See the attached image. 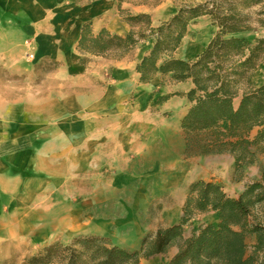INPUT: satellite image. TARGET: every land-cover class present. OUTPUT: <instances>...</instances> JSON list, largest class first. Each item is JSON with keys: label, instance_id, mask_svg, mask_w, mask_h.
<instances>
[{"label": "trees", "instance_id": "trees-1", "mask_svg": "<svg viewBox=\"0 0 264 264\" xmlns=\"http://www.w3.org/2000/svg\"><path fill=\"white\" fill-rule=\"evenodd\" d=\"M116 1L118 15L130 27L129 32L121 36L103 28L93 34L89 23L82 25L76 44L78 63L85 65L90 57L120 60L141 42L152 40L150 51L135 68L139 83L146 84L160 74L170 75L171 82L190 81L193 85L186 94H174L191 103L180 123L184 157L229 154L235 176L254 164L257 156L264 158V83L256 87L251 81L264 62V38L250 43L236 36L249 30L244 11L264 0H204L181 5L157 27L152 26L150 15H132L121 4L155 7L160 0ZM204 16L217 28L214 37L194 59L175 58L188 26ZM49 63L53 70L60 66L54 60ZM169 97H158L152 104L159 105ZM237 97L240 101L234 108ZM222 124L227 125L226 131ZM260 173V180L245 185L237 198H230L213 182L195 181L188 188L178 222L143 238L138 250L110 246L99 237H79L67 244H47L22 264H140L142 259L167 254L172 247L177 251L168 264H264V225L252 216L264 203V168ZM207 212H216L218 223L201 225L184 239L183 230L191 218ZM250 236L255 242L249 246Z\"/></svg>", "mask_w": 264, "mask_h": 264}, {"label": "crops", "instance_id": "crops-1", "mask_svg": "<svg viewBox=\"0 0 264 264\" xmlns=\"http://www.w3.org/2000/svg\"><path fill=\"white\" fill-rule=\"evenodd\" d=\"M164 6V2L155 7L132 5L128 2L121 4V8L130 14L150 15L151 21L158 20ZM116 7V0H0V64L4 60L18 58L23 44H32V51L40 58L60 60L79 55L76 44L82 25L87 23L93 34L104 28L111 34L123 36L129 32L130 27L121 20ZM206 45L207 43L196 50L197 45L192 44V58L200 54ZM151 47L150 40L144 41L125 57L115 61L90 57L106 61L111 69L106 75L97 73L91 87L77 82L79 90L73 93L41 99L23 106L21 114L27 119L23 118L22 122L19 118H16L17 121L13 119L11 123H17L13 124L6 135L1 125L4 119L0 116V179L11 182L19 178L14 176L15 172L31 171L33 177L43 173L48 179L61 176V172L65 173L63 176L75 171L81 172L84 163L89 162V155H93L100 145L101 128H107V138L122 146L124 153H131L133 147L135 152L145 153L148 141L141 136L142 125L145 130L149 122H157L160 136L155 148L162 155L160 164L177 167L174 176L163 183L162 192L169 194L157 200L158 217L169 220L163 228L176 224L181 217L188 188L194 181L188 182L186 178H192L204 170L202 167H194L191 171L180 169L181 162L190 163L201 159L207 164L220 165L225 173V180H198L221 186L230 198L239 197L245 185L259 181L261 173L256 166L261 156H257L256 162L246 167L242 177L234 182L231 180L234 171L231 155L184 157L185 143L180 137V123L187 113L189 101L185 96L174 94H186L193 85L190 81L165 83L162 79L170 78V75L163 77L160 74L146 84L139 83V74L135 68ZM84 76L85 74L80 75L85 78ZM85 87L89 90H85ZM133 91L136 93V100L130 103L128 98ZM167 95L170 97L156 107L159 115H151V100ZM18 101L14 98L9 101L0 99V106L3 102L14 105ZM164 114L167 116L164 117ZM134 124L139 126L138 131L133 127ZM172 139L174 146L170 144ZM2 143L8 146V150H4ZM205 214L211 218L208 224L218 223L216 212ZM185 229L186 227L183 230L184 239L191 236L190 230ZM91 235L103 236L97 232ZM254 242V236L248 237L249 246ZM175 253L174 249L168 253V258L163 260L165 264H168Z\"/></svg>", "mask_w": 264, "mask_h": 264}, {"label": "rangeland", "instance_id": "rangeland-1", "mask_svg": "<svg viewBox=\"0 0 264 264\" xmlns=\"http://www.w3.org/2000/svg\"><path fill=\"white\" fill-rule=\"evenodd\" d=\"M203 1L160 0V3H165L164 11L158 20H152L153 27L168 20L177 12L179 6ZM244 13L249 19V30L236 36L245 38L250 43L264 38V2L245 10ZM135 31L137 32L138 28ZM216 32L217 28L209 17L196 19L188 26L187 35L174 55L183 60L194 59L192 44H196L198 50L199 46L208 44ZM148 40L150 39L145 41ZM79 57L80 55L76 54L72 58L60 60L40 58L32 51V44H23L18 58L4 60L3 64H0V99L19 100L14 105L3 102L0 106V116L4 119L1 125L5 135L13 124L17 123H11L13 119L17 121L16 118H19L20 122L23 118L27 119L21 114L23 106L41 99L73 93L79 90L77 82L79 85L85 83L91 87L97 73L106 75L111 69L106 61L92 58L87 64L80 65ZM52 60L60 64L58 69H52L53 66L49 63ZM82 74H85V78L80 77ZM162 81L167 83L171 80L164 77ZM251 81L256 87L264 83V62L256 68ZM85 90L89 89L85 87ZM128 99V102L133 103L136 93L133 91ZM156 100L154 98L150 102L149 110L153 116L159 115L157 105L152 104ZM239 101L240 97L233 100L234 108L238 106ZM188 103L189 108L191 103ZM163 116L166 117L167 114ZM133 127L139 130L136 124ZM159 128L157 122H149L145 130L142 125L141 136L148 141V148L142 154L135 152L134 147L131 153H124L122 146L107 138V128H101L100 145L93 155H89V162L84 163L81 172L75 171L65 176V173L61 172V176L49 179L43 173L33 177L31 171L15 172L14 176L19 178L11 182H5L1 178L0 264H22L26 258L47 244H67L79 237H99L110 246L130 252L138 250L143 238L152 237L158 229L169 223V220H161L158 217L156 206L158 199L169 194L162 192L163 183L174 176L177 167L160 164L162 155L155 148L158 146ZM221 128L226 131L227 125L222 124ZM180 137L184 141L182 130ZM138 140L139 138L135 141ZM135 141L133 139V146L136 145ZM174 143L172 139L170 144L174 146ZM3 148L8 150L5 143ZM194 167H202L204 170L192 178L187 177L188 182L199 178L220 181L226 178L218 164H207L201 159L180 163V169L191 171ZM256 167L259 170L264 168V158H260ZM242 174H233L231 180L237 181ZM252 216L256 222L264 225V203L252 211ZM210 222V216L199 213L191 218L185 230H190L192 234L199 226ZM93 232L103 236L91 235ZM172 249L177 251L176 247H172L167 254L142 259L140 264H165L163 260L168 258L167 255Z\"/></svg>", "mask_w": 264, "mask_h": 264}]
</instances>
